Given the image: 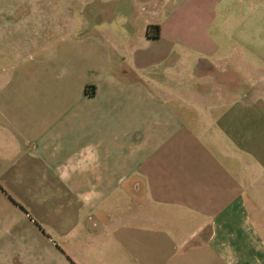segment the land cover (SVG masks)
<instances>
[{"label":"crops","instance_id":"0c3cea01","mask_svg":"<svg viewBox=\"0 0 264 264\" xmlns=\"http://www.w3.org/2000/svg\"><path fill=\"white\" fill-rule=\"evenodd\" d=\"M0 264H264V0H0Z\"/></svg>","mask_w":264,"mask_h":264},{"label":"trees","instance_id":"16d2710c","mask_svg":"<svg viewBox=\"0 0 264 264\" xmlns=\"http://www.w3.org/2000/svg\"><path fill=\"white\" fill-rule=\"evenodd\" d=\"M147 33L155 38L160 36V25L159 24H152L149 25L147 28Z\"/></svg>","mask_w":264,"mask_h":264},{"label":"rangeland","instance_id":"374dc122","mask_svg":"<svg viewBox=\"0 0 264 264\" xmlns=\"http://www.w3.org/2000/svg\"><path fill=\"white\" fill-rule=\"evenodd\" d=\"M193 70H194V67H193L192 71ZM166 76H167L169 81H176L178 74L177 73H170V74H166Z\"/></svg>","mask_w":264,"mask_h":264}]
</instances>
